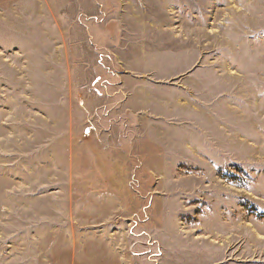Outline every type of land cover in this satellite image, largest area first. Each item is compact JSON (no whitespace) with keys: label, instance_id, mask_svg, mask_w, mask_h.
Returning <instances> with one entry per match:
<instances>
[{"label":"rangeland","instance_id":"1","mask_svg":"<svg viewBox=\"0 0 264 264\" xmlns=\"http://www.w3.org/2000/svg\"><path fill=\"white\" fill-rule=\"evenodd\" d=\"M0 264H264V0H0Z\"/></svg>","mask_w":264,"mask_h":264}]
</instances>
